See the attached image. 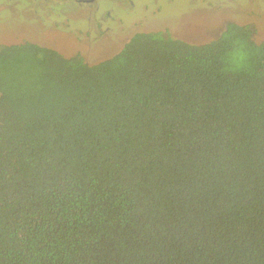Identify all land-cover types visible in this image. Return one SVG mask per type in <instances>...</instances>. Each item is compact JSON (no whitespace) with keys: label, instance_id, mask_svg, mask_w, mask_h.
<instances>
[{"label":"trees","instance_id":"trees-1","mask_svg":"<svg viewBox=\"0 0 264 264\" xmlns=\"http://www.w3.org/2000/svg\"><path fill=\"white\" fill-rule=\"evenodd\" d=\"M0 264H264V43L0 46Z\"/></svg>","mask_w":264,"mask_h":264},{"label":"rangeland","instance_id":"rangeland-1","mask_svg":"<svg viewBox=\"0 0 264 264\" xmlns=\"http://www.w3.org/2000/svg\"><path fill=\"white\" fill-rule=\"evenodd\" d=\"M4 2H7L5 5H8V10L0 8V46L39 43L53 47L65 56L80 53L90 64L113 55L134 34L144 29L162 28L174 37L201 45L216 40L226 24L234 23L241 29L249 27L253 32V40L264 43V0L230 1L233 4L216 2L209 7L177 11L181 13L178 15H175L177 12H171L177 6L161 7V11L154 15L153 12H142L141 15L111 23L109 33L93 49L92 38L87 30L82 32L83 27L77 22L69 24L71 28H68L69 25L63 28L59 23L54 24L60 22L57 16L48 21L45 13L39 12L37 0H0V5ZM153 3L156 4V1L153 0ZM65 22L68 23L66 20L63 24Z\"/></svg>","mask_w":264,"mask_h":264},{"label":"flooded vegetation","instance_id":"flooded-vegetation-1","mask_svg":"<svg viewBox=\"0 0 264 264\" xmlns=\"http://www.w3.org/2000/svg\"><path fill=\"white\" fill-rule=\"evenodd\" d=\"M155 1L156 4L153 3V0H37V2L40 4L38 5L39 12L42 11V14L45 13L48 21H50L49 18L57 16L60 22H53L54 24L59 23L60 26L62 25V27L64 28V26H67L69 24L73 25L74 22H77L81 27H83V29L81 28L82 32H86L87 30L90 34V37L92 38V49L95 48L97 44L101 43L104 37H106V35L109 33V26L111 23L124 21V18H130L132 16H135L136 14L141 15L142 12H153L152 15H154L161 11V7L166 6H177L173 11H171L175 13L177 11L182 12L186 10L190 11L195 10L197 8L209 7L210 4H216V2L219 3L222 1L226 2L227 4H233L230 2L233 0H158L159 2H157V0ZM6 3L7 2H4L2 5H0V8L8 10V5H5ZM178 14L181 13L177 12L175 15ZM66 20L68 23L65 22L66 24H63ZM137 23L138 22L136 21V24ZM68 28H71V26L69 25ZM157 30L165 29L160 28ZM157 30L144 29V31L142 32Z\"/></svg>","mask_w":264,"mask_h":264},{"label":"clouds","instance_id":"clouds-1","mask_svg":"<svg viewBox=\"0 0 264 264\" xmlns=\"http://www.w3.org/2000/svg\"><path fill=\"white\" fill-rule=\"evenodd\" d=\"M229 37L225 35L224 39ZM249 53L241 41H236L234 46L225 52L222 57L224 71L237 72L248 67Z\"/></svg>","mask_w":264,"mask_h":264}]
</instances>
